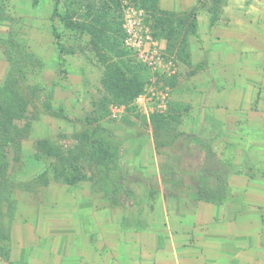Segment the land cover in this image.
<instances>
[{
    "label": "crops",
    "instance_id": "0c3cea01",
    "mask_svg": "<svg viewBox=\"0 0 264 264\" xmlns=\"http://www.w3.org/2000/svg\"><path fill=\"white\" fill-rule=\"evenodd\" d=\"M199 3L158 0L167 12L198 6V59L189 63L201 67L185 78L183 144L157 143L154 130L122 144L118 193L83 180L15 191L12 213L1 209L0 264H264V14L248 15L246 27L227 8L221 23Z\"/></svg>",
    "mask_w": 264,
    "mask_h": 264
},
{
    "label": "rangeland",
    "instance_id": "374dc122",
    "mask_svg": "<svg viewBox=\"0 0 264 264\" xmlns=\"http://www.w3.org/2000/svg\"><path fill=\"white\" fill-rule=\"evenodd\" d=\"M201 2L198 5L209 20L221 23L225 21L223 14L227 8L243 15L238 25L246 27L248 15L257 10L264 14V0L259 7L236 8L229 6L230 0ZM197 7L193 8L195 16ZM191 10L170 12L174 14V22L166 29L172 26L175 33H169V41L163 37L157 39L160 45L162 40L165 45L155 58L157 64L148 66L123 47L122 10L118 0H0V85L6 80L21 102L13 128L25 135L20 143L22 162L15 174L19 183L16 193L29 190L23 187L45 169L47 178L53 180V166L60 171L63 164L80 167L81 174L98 179L97 184L82 179L81 184L93 183L90 190L106 195L108 189L118 193L120 186L114 180L121 172L116 161L122 144L139 142L152 130L157 143H175L178 139L177 144H183L184 137L178 138L177 129L178 113L185 106L181 100L191 91L185 86V78L193 73L191 68L195 72L201 67L200 63H189L191 60L194 64L198 59L190 50L200 46L197 21L194 34L189 26ZM144 13L145 23L153 26L154 17ZM202 21L206 23L204 17ZM257 25L264 31V22ZM97 32L105 45L97 44ZM103 62L119 64L126 78L140 82L139 95L144 100L138 102L137 95L127 103H119L103 84ZM165 93L168 99L162 101ZM163 105L165 109H161ZM156 121H162L160 127ZM187 124L195 129L205 125L200 121ZM38 139H47L60 147L65 162L35 159L34 142ZM138 155L135 149L133 161L141 157ZM128 173L137 175L131 169ZM124 181L131 183L125 178ZM31 189L43 187L40 183Z\"/></svg>",
    "mask_w": 264,
    "mask_h": 264
},
{
    "label": "trees",
    "instance_id": "16d2710c",
    "mask_svg": "<svg viewBox=\"0 0 264 264\" xmlns=\"http://www.w3.org/2000/svg\"><path fill=\"white\" fill-rule=\"evenodd\" d=\"M134 3L140 9H143L147 14L154 17V25L149 26L151 34L155 39L165 38L167 41L170 40L169 33H175V30L170 26L167 30L166 27L172 24L173 13L160 10L158 8V0H134ZM191 22L189 24L190 29H193V34L196 31V16L194 9L191 10ZM186 20V19H185ZM53 28V27H52ZM159 30V31H156ZM54 37L57 39L56 44L59 46L58 35L54 28ZM98 33V32H97ZM95 35V34H94ZM97 35V44H103L104 40L101 34ZM105 45V44H103ZM104 64V86L106 90L120 103H127L139 95L142 91V85L135 79L126 78L118 67L119 64ZM20 103L15 97L14 92L9 88L6 80L0 85V217L2 214L1 209L6 210V215L12 213L14 208V192L19 189V183L15 180V174L22 162V155L20 151V143L25 135L20 134L18 130L13 128L16 120V113L19 112ZM18 104V105H15ZM13 106V108H11ZM11 108V109H10ZM16 108V111H15ZM162 124V121L157 122ZM164 124V123H163ZM162 126V125H161ZM35 159L41 160H53L63 161L62 151L60 147L53 145L47 139H38L34 142ZM100 152V151H99ZM98 153V152H97ZM78 157V156H77ZM65 162V160L63 161ZM67 170V171H65ZM69 170V172H68ZM65 171V172H64ZM80 167L72 165H62L61 170H57L55 165L53 166L52 179L55 182H60L69 186H73L82 179L92 181L94 184L98 183V179H94L93 175L89 174L85 176L81 174ZM68 172V173H67ZM47 170H43L34 180H31L26 184L23 189L32 190V185H38L44 187L47 185L49 179L46 176ZM108 178V177H107ZM105 176V180H107ZM34 181V183H33ZM33 191V190H32ZM11 216V215H10ZM1 219V218H0ZM3 221L0 220V240L7 239V234L4 232ZM6 255V254H4Z\"/></svg>",
    "mask_w": 264,
    "mask_h": 264
},
{
    "label": "built area",
    "instance_id": "2783aa9c",
    "mask_svg": "<svg viewBox=\"0 0 264 264\" xmlns=\"http://www.w3.org/2000/svg\"><path fill=\"white\" fill-rule=\"evenodd\" d=\"M118 1L122 10L123 47L145 65H156L155 58L161 47L158 40L152 36L150 27L145 23L144 11L137 7L133 0ZM167 99V94H163L161 100L166 101ZM136 100L141 102L144 97L139 95ZM161 109H165V105Z\"/></svg>",
    "mask_w": 264,
    "mask_h": 264
}]
</instances>
